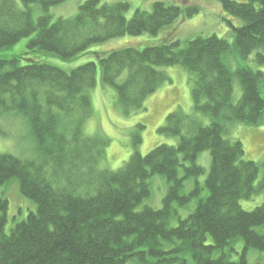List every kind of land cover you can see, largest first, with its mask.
<instances>
[{
    "label": "trees",
    "instance_id": "obj_1",
    "mask_svg": "<svg viewBox=\"0 0 264 264\" xmlns=\"http://www.w3.org/2000/svg\"><path fill=\"white\" fill-rule=\"evenodd\" d=\"M214 1L243 22L236 27L226 21L232 44L211 36L185 46L170 40L143 50L96 53L102 82L116 89L126 113L144 109L147 98L167 81L157 68L182 66L195 77V113L210 118L205 125L176 110L158 129L162 136L177 138L176 146L163 144L146 156L135 150L122 168L110 171L100 165L107 141L88 136L85 129L93 114L90 92L97 64L67 72L31 55L40 51L69 62L127 35L157 36L180 19L198 15L199 8L157 2L152 12L137 10L128 19V3L88 0L74 18L52 22L50 9L67 0H0V50L36 34L25 53L0 59V116L10 115L0 127V141L9 148H0V211L8 209L6 194L12 187L37 207L27 221L15 225L23 231L16 240L4 232L0 217V264H246L249 250L264 253V240L255 230L264 219V200L253 211L241 205L264 195V161H246L242 142L226 139L232 123L261 125L264 72L250 67L233 72L224 63L225 55L248 59L256 52L255 62L264 66V0ZM35 4L43 11L38 19L31 9ZM125 71L127 77L120 81ZM235 81L242 88L236 104ZM76 115L74 123L67 122ZM7 125L16 126L20 139ZM9 142L18 150H11ZM205 151L212 159L205 182L209 196L183 220L179 209L203 190L196 181L194 190L183 195L184 183L204 175L197 161ZM155 177L166 185L162 207H140L150 199L149 180ZM238 242L244 245L241 252ZM235 255L237 262L232 261Z\"/></svg>",
    "mask_w": 264,
    "mask_h": 264
},
{
    "label": "rangeland",
    "instance_id": "obj_2",
    "mask_svg": "<svg viewBox=\"0 0 264 264\" xmlns=\"http://www.w3.org/2000/svg\"><path fill=\"white\" fill-rule=\"evenodd\" d=\"M17 1L20 3V0ZM86 1L88 0H67L64 4L51 8L49 13L52 17V22H55L59 18H74L78 13L79 6ZM236 1L242 3L246 0ZM120 2L130 5V10L127 14L128 19H131L137 10L147 13L152 12L154 4L157 2L174 5L179 4L184 7L194 6L199 8L200 13L189 19H180L173 26L162 30L157 36L148 34L139 36L127 35L103 45L94 46L69 62H62L59 57H54L40 51L31 55L37 61L61 65L68 71L62 67L60 68L67 72H70L72 68L74 69L89 62H95L97 64L96 85L90 92L93 114L86 122L85 129L88 136L90 135L91 137H97L107 141L108 145L105 148L104 157L100 165L110 171H117L122 168L126 162H129L135 150H138L141 155L146 156L160 145L176 146L178 143L177 138H168L158 133V129L165 125L167 116L176 110H182L184 114L201 119L205 125L210 123V118L195 113L193 109V83L191 79L195 77L182 66L156 67L158 71L166 75L167 81L147 98L144 102V109L132 110L130 113H126L118 102L116 89L102 82L100 60L96 53L108 55L111 52L127 48L143 50L148 47L165 45L170 40H178L182 46H185L197 37L208 38L211 36L225 39L232 44L234 42V36L226 21H232L236 27H240L243 24L240 19H235L225 13L222 5L214 0H195L192 4L182 0H100L101 4H116ZM31 9L34 17L37 19L43 15V11H41L39 5H32ZM35 36L36 34H33L32 37L23 39L21 43L14 47L0 50V59H9L25 53L28 49L29 41ZM224 63L233 72L243 67H250L254 70L264 72V66H259L255 62V54L251 55L248 59H241L236 55L228 54L224 57ZM126 77L127 71L124 72L120 81H123ZM241 97V85L238 81H235L233 103H238ZM125 114L129 115L127 116ZM9 116L8 114L0 116V127H2V120ZM76 118L77 115L75 117H69L67 122L74 123ZM260 124L259 126H247L246 124L232 123L229 126L230 133L226 139L242 142L246 156V159H244L246 161H254L257 163L264 161V117ZM6 127L9 130L13 127L12 135L15 136V139H20V135L18 136L19 130L16 126L7 125ZM137 135L141 137L139 139L140 143L137 148H134L136 147L134 142ZM21 137L23 139L24 134ZM8 144L12 148L11 150H18L16 143L11 144L9 142ZM0 148L2 150L9 149L1 141ZM197 163L204 168L205 173L197 179L191 178L186 180L182 193L183 195L190 194L195 188L196 181L199 182L203 190L199 198H194L187 207L179 209V215L183 220L194 211L199 200H205L209 196V192L205 188V182L212 165L210 152L205 151L201 153ZM180 176H183L182 169L180 170ZM149 184H151V197L150 199H146L140 207L146 204L154 209H161L162 200L167 193L166 185L163 179L159 177L151 178ZM6 195L9 200V213L16 216V221H11L7 224L6 228L8 232L13 224L15 226L24 221L30 212L35 211L36 207L30 200L22 197L15 187L10 188ZM263 200L264 195L259 194L254 196L252 200L242 201L241 205L244 210L253 211L263 203ZM170 225L174 228L177 227V220H172ZM163 245L166 250L169 249L168 244L163 243ZM243 246V243H240V248L236 246L239 252L243 250ZM247 257L248 264H264V253L260 251L251 249ZM237 259L238 257L236 256L232 257V261H236Z\"/></svg>",
    "mask_w": 264,
    "mask_h": 264
},
{
    "label": "bare ground",
    "instance_id": "obj_3",
    "mask_svg": "<svg viewBox=\"0 0 264 264\" xmlns=\"http://www.w3.org/2000/svg\"><path fill=\"white\" fill-rule=\"evenodd\" d=\"M195 0H193V1H189V3L190 4H192L193 2H194ZM253 54H255V59H256V52H254ZM253 54H251V55H253ZM250 55V56H251ZM260 66V65H259ZM262 108V106L260 107V109ZM36 207V206H35ZM37 208V207H36ZM31 213V212H30ZM29 215V214H28ZM0 217L5 221V223H6V226H7V224L8 223H10L11 221H16V216L15 215H13V214H10L9 213V200H8V209H6L5 211H0ZM28 217V216H27ZM176 219V218H175ZM175 219H173V220H175ZM177 220V222H178V219H176ZM25 221H27V218L24 220V221H22V222H25ZM14 225V224H13ZM11 226L10 228H9V230H8V232H7V228L5 227L4 228V232L8 235V236H10V239H12V240H16V236H19V237H22V235H23V231H22V229H20V228H17V227H15V226ZM255 230H256V232H258L259 233V235L262 237V239L264 240V219L263 220H261V222L259 223V224H257L256 225V227H255ZM237 246H239L240 247V243L238 242L237 244H236ZM236 256V255H235ZM237 257V256H236ZM239 260V258L236 260V262ZM248 261V260H247ZM246 264H248V263H246Z\"/></svg>",
    "mask_w": 264,
    "mask_h": 264
},
{
    "label": "water",
    "instance_id": "obj_4",
    "mask_svg": "<svg viewBox=\"0 0 264 264\" xmlns=\"http://www.w3.org/2000/svg\"><path fill=\"white\" fill-rule=\"evenodd\" d=\"M182 1H188L189 2V1H193V0H182Z\"/></svg>",
    "mask_w": 264,
    "mask_h": 264
}]
</instances>
